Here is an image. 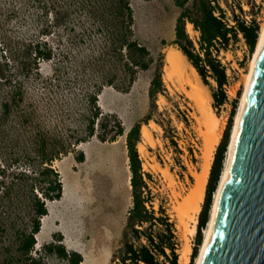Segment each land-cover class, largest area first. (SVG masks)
I'll return each instance as SVG.
<instances>
[{"label":"rangeland","instance_id":"1","mask_svg":"<svg viewBox=\"0 0 264 264\" xmlns=\"http://www.w3.org/2000/svg\"><path fill=\"white\" fill-rule=\"evenodd\" d=\"M130 1L134 10L135 38L148 47L154 62L148 70L138 74L129 89L106 86L98 95V105L103 112L117 115L126 131L137 123L141 127L143 124L150 126L153 143L143 141L141 136L137 150L144 177L153 195V206L158 211L163 204L174 223L179 242V264H196L203 240L193 259L197 232L191 235L188 231L185 239L179 227L174 191L181 192L183 196L191 193L194 183L192 170L200 169L203 137L197 129L193 102L185 94L170 90L163 80L166 50L171 46L168 43L175 37L176 21L182 9L174 0ZM195 1L189 0L187 5L192 7ZM218 1L231 24H235L233 15L236 14L247 23L256 19L261 31L264 0ZM37 19L30 5H24L19 0H0V54L6 55L5 51L8 50L7 56H10L20 51L26 39L37 33ZM187 23L186 32L198 45L200 32L190 34ZM50 40L55 41V37ZM164 41L167 43L164 44ZM255 51L256 47L254 51L249 50L240 33L227 49L221 48L216 53L229 76V83L225 85L228 100L215 107L212 99L213 107L224 119L220 142L235 100L238 101L236 113L238 111ZM160 67L164 90L158 92L153 100L149 89ZM208 81L206 85L212 95L217 83L211 77ZM36 89L37 85L28 83L23 110H31L28 105L36 98ZM8 91L9 87L1 88L2 97L11 95H8ZM50 98L51 95H48L45 102L50 101ZM44 110L40 114L35 113L32 118L33 115L23 113L19 107L9 115L0 109V264H22L25 261L26 254L21 250V242L23 235L32 228L34 194L45 201L48 214L41 217V230L36 234V244L29 254L35 258L41 255L44 264H68L66 260L47 254L44 250L47 243L62 238L57 241L63 243L69 252L81 253L82 264H119L113 262L112 257L122 245L128 211L133 204L126 134L115 141H101L94 137L77 145L76 151L83 150L85 153L83 162L75 158L76 151L59 155L52 162V167L59 172L63 194L60 199L49 200L42 196L40 190L46 184L47 175H40L39 171L47 165L42 163L43 156L52 154V132L61 131L62 123L58 112H48L47 107ZM44 140L47 142L45 147ZM140 142L146 149L145 155L139 151ZM155 164L160 165V168L155 169ZM163 168H167L172 176V183ZM206 189L207 184L205 196ZM204 202L205 197L201 210ZM186 244L190 246L187 261L180 258Z\"/></svg>","mask_w":264,"mask_h":264},{"label":"trees","instance_id":"2","mask_svg":"<svg viewBox=\"0 0 264 264\" xmlns=\"http://www.w3.org/2000/svg\"><path fill=\"white\" fill-rule=\"evenodd\" d=\"M19 1L30 5L36 13L38 30L33 37L26 39L20 51L10 56H7L8 50L6 55L0 54V109L9 115L19 107L23 113L33 115L32 118L45 111L44 107L48 112H58L62 130L52 132L53 151L51 155L43 156L42 163L47 165L39 171L40 175H47L46 184L40 189L42 196L49 200L62 197L59 172L52 167V162L59 155L76 151L77 145L94 137L101 141H115L126 134L133 204L128 211L122 245L113 254L112 261L119 264H179V242L174 223L163 204L158 211L154 209L153 195L142 171L137 150L141 124L137 123L126 131L117 115L103 112L98 105V95L106 86L129 89L138 74L148 70L154 62L148 47L135 38L131 1ZM174 1L182 11L176 21L175 37L168 44L177 45L184 52L205 84H209V77L216 81L217 88L212 96L214 106H221L228 100L225 85L229 83V76L216 53L221 48L227 49L240 33L249 50L254 51L260 24L256 19L247 23L236 14L233 15L235 24H231L218 0H196L192 7L187 5L189 0ZM240 8L242 10L241 5ZM187 21L200 32L198 45L186 32ZM51 37H55V41H51ZM28 83L37 85L36 98L27 104L31 110H23ZM4 87H9L8 95L11 94L7 98L2 97L1 88ZM163 90L160 67L151 81L149 95L154 100ZM48 95H51L50 101L45 102ZM237 105L235 100L228 126L215 152L205 202L199 215L193 259L203 240L202 230L209 219ZM43 145H47L46 140ZM76 152L75 158L83 162L84 151ZM32 202V228L23 235L21 242V250L26 254L22 264H44L41 255L35 258L29 253L36 244V234L41 230V217L48 214V209L37 194H34ZM57 240L62 238L45 245L47 254L64 259L68 264H82L81 253L69 252Z\"/></svg>","mask_w":264,"mask_h":264},{"label":"water","instance_id":"3","mask_svg":"<svg viewBox=\"0 0 264 264\" xmlns=\"http://www.w3.org/2000/svg\"><path fill=\"white\" fill-rule=\"evenodd\" d=\"M203 264H264V46Z\"/></svg>","mask_w":264,"mask_h":264},{"label":"bare ground","instance_id":"4","mask_svg":"<svg viewBox=\"0 0 264 264\" xmlns=\"http://www.w3.org/2000/svg\"><path fill=\"white\" fill-rule=\"evenodd\" d=\"M187 31L190 34L199 33V31L194 28L191 22L187 23ZM263 46L264 23L262 25L257 41L254 59L250 65V73L245 79V91L236 113L235 122L231 131V137L223 163V169L219 182L217 184V189L213 194V201L210 208L209 219L204 229L203 243L201 245L200 253L197 256L196 264H203L209 246V242L221 205L222 196L229 179L235 148L240 133L241 123L248 103L254 75ZM163 80L170 90H176L185 94L191 100V102H193L197 129L199 131V134L203 137V150L201 154L200 169L196 171L192 170L194 183L191 193L183 196L181 192L176 190L174 191V196L178 203V205L176 204L175 209L177 211L179 227L181 228L183 235L187 240L188 231L191 233V235H194L197 232L198 214L201 211V203L205 197V188L213 163L215 151L221 139L224 127V119L216 112L215 108L213 107V97L207 85L202 80L199 72L189 61L184 52L176 45H171L166 50L165 63L163 66ZM161 101H163V99H161ZM141 136L143 141L153 143V136L149 125H142ZM139 151L142 155H145L146 153V149L144 145H142V142L139 143ZM153 167L155 169H159L160 165L155 164ZM163 170L165 172V175L170 179L172 183L173 178L168 173L167 168H163ZM181 198L182 200L180 201ZM189 250L190 246L186 244L185 248L182 249V254L180 255L181 260L187 261Z\"/></svg>","mask_w":264,"mask_h":264}]
</instances>
